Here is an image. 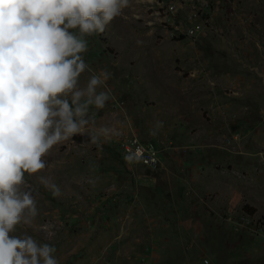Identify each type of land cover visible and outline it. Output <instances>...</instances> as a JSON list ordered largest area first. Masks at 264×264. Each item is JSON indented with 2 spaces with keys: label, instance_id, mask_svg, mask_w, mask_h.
Segmentation results:
<instances>
[{
  "label": "rangeland",
  "instance_id": "1",
  "mask_svg": "<svg viewBox=\"0 0 264 264\" xmlns=\"http://www.w3.org/2000/svg\"><path fill=\"white\" fill-rule=\"evenodd\" d=\"M85 39L78 87L106 71L109 99L25 173L37 215L12 235L58 264H264V0H128Z\"/></svg>",
  "mask_w": 264,
  "mask_h": 264
},
{
  "label": "clouds",
  "instance_id": "2",
  "mask_svg": "<svg viewBox=\"0 0 264 264\" xmlns=\"http://www.w3.org/2000/svg\"><path fill=\"white\" fill-rule=\"evenodd\" d=\"M127 4L0 0V264H58L54 245L27 233L12 235L18 224H30L37 215L33 192L21 186L25 173L46 167L42 157L53 146L82 133L90 106H105L108 93L97 88L111 74H93L78 87L88 69L81 54L88 48L85 37L104 32Z\"/></svg>",
  "mask_w": 264,
  "mask_h": 264
},
{
  "label": "built area",
  "instance_id": "3",
  "mask_svg": "<svg viewBox=\"0 0 264 264\" xmlns=\"http://www.w3.org/2000/svg\"><path fill=\"white\" fill-rule=\"evenodd\" d=\"M119 148L132 158L148 166H155L158 158L156 151L148 145L142 144L136 138L119 141Z\"/></svg>",
  "mask_w": 264,
  "mask_h": 264
}]
</instances>
